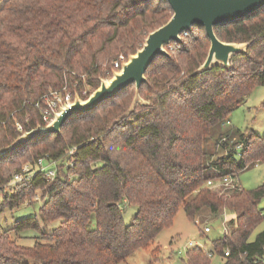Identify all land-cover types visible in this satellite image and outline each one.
I'll list each match as a JSON object with an SVG mask.
<instances>
[{
	"label": "trees",
	"instance_id": "obj_1",
	"mask_svg": "<svg viewBox=\"0 0 264 264\" xmlns=\"http://www.w3.org/2000/svg\"><path fill=\"white\" fill-rule=\"evenodd\" d=\"M171 15L165 0H0V151L22 132L43 126L34 106L42 94L65 84L80 92L81 75L95 88L103 62L134 54ZM213 30L223 42L248 44L229 69L194 73L210 45L204 29L194 26L149 65L139 88L140 97L151 96L148 105L125 114L135 94L131 84L68 118L58 135L36 137L0 157V187L15 160L58 161L71 148L73 167L61 171L76 176L51 180L36 171L19 191L4 192L0 213L32 205V191L47 197L37 216L16 220L9 230L16 236L36 231L32 247L0 233V264H120L137 250L151 252L179 208L195 225L231 214L229 237L214 246L223 264H264V231L248 241L262 218L264 184L252 190L220 185L264 161V137L221 130L246 94L264 86V7ZM124 205L136 209L128 224ZM195 254L203 253L189 251L188 264H206Z\"/></svg>",
	"mask_w": 264,
	"mask_h": 264
},
{
	"label": "rangeland",
	"instance_id": "obj_2",
	"mask_svg": "<svg viewBox=\"0 0 264 264\" xmlns=\"http://www.w3.org/2000/svg\"><path fill=\"white\" fill-rule=\"evenodd\" d=\"M191 33L192 34H189L191 38L196 35L195 30ZM186 36L187 35L184 34L182 39L184 40V37ZM182 39L180 44L182 43ZM187 42L189 41L187 40ZM174 47L175 46L173 45L169 46V50L174 49ZM127 57L125 58L127 59ZM114 58L115 57L111 58L112 62L114 61ZM110 62H103L101 64L102 74L97 77L98 83L96 87L99 86L100 79L109 80L112 77V73L115 70L113 67L111 68ZM80 77L82 82L81 91L72 92L73 98L74 95H78L81 100H85L96 87L93 88L94 82L93 84L90 83L88 81L89 78H87L86 75H81ZM69 91L71 92L72 90ZM82 91H86V94L83 95ZM131 91H133V89H131ZM150 98L151 96L142 99L149 102ZM127 111L125 114L129 115L127 114ZM224 127H222L221 130H226L227 128H236L243 132L246 130H252L260 137H264V86L256 85L248 94H246L240 105L229 114L227 120L224 122ZM215 130L217 131V129ZM50 139L52 140L53 137H50ZM72 152L73 149H69L66 155L60 159L61 161L46 159L47 162L45 164L54 163L52 166L54 167L55 176L51 180L56 177V174H59L63 179L68 181H72L76 177L72 171L66 172L65 175L62 173L63 170L64 172L66 171L67 167H73V160L71 158ZM237 153H240V149H237ZM27 155H30V150L27 151L25 156ZM25 161L27 160L17 159L15 160V164L10 166L8 181L5 185L0 187V204H2V195L5 191L9 193V190L14 192L20 190V185H9V183L15 172L22 170L26 165L28 168L31 164L33 166V163L30 161ZM233 182L244 190H252L264 184V161H258L250 165L246 170L240 172ZM32 196V205L27 204L29 202L28 201L27 203H22L17 208H13L11 210L8 207H5L0 213V233L8 231L11 238L19 246L32 247L35 242L34 238L38 235L34 230L24 231L18 236L14 235L12 231H9L12 228L14 221L38 215L39 208L44 203L47 195L44 194L42 190H37L36 192L32 191ZM258 208L261 209L262 218L258 225L252 230L248 238L249 242L253 241L258 233L264 231V198L259 201ZM135 210L136 209L133 206L124 205L123 220L125 224H128L131 221ZM231 217V214L225 212L220 219L207 217L202 224L195 225L187 219L184 210L179 208L175 214L172 224L158 233L155 244L151 248V252L137 250L120 264H188L187 253L193 249L199 250L203 253L197 255L195 254L193 256L197 262L201 263L200 260L205 262L206 259V264H223L224 258L215 251L214 246H218L219 242L217 241L223 239L224 236H226V238L229 237L230 231L228 222ZM54 225L55 223L50 224L48 229L52 228ZM204 227H209L210 232L204 233ZM225 228L226 233L224 234ZM227 250L228 248L224 249V251ZM208 254L210 255L206 257L205 255ZM27 263L34 264V262L29 260Z\"/></svg>",
	"mask_w": 264,
	"mask_h": 264
},
{
	"label": "water",
	"instance_id": "obj_3",
	"mask_svg": "<svg viewBox=\"0 0 264 264\" xmlns=\"http://www.w3.org/2000/svg\"><path fill=\"white\" fill-rule=\"evenodd\" d=\"M172 15L162 26L150 32L142 46L130 54L120 69L112 73L109 80L99 81V86L85 99L74 95L71 104L60 109L51 123L37 126L22 132L9 146L0 151V157L11 153L32 139L42 135H58L62 124L71 116L89 112L101 102L114 97L131 84L135 85V94L127 114L137 105H148L139 95L140 86L146 82L145 73L157 56H167L165 49L171 42L180 43L181 34L192 27H202L209 39L206 58L195 70V74L209 71L218 66L229 69L231 58L244 53L247 43L223 42L214 34V27L241 20L264 7V0H165Z\"/></svg>",
	"mask_w": 264,
	"mask_h": 264
},
{
	"label": "built area",
	"instance_id": "obj_4",
	"mask_svg": "<svg viewBox=\"0 0 264 264\" xmlns=\"http://www.w3.org/2000/svg\"><path fill=\"white\" fill-rule=\"evenodd\" d=\"M126 61L124 55L120 54L118 57L113 61V69L115 71L120 69L122 63ZM83 95L86 94V91H82ZM73 101V93L68 90L66 84L62 86L60 89L49 90L48 92L42 94L40 98L34 103V106L39 109L40 111V119L43 126L51 123L54 118V115L60 111V109L65 108V106L71 104ZM17 129L21 131V127L17 124ZM47 157H40L34 163L27 165L20 171L15 172L12 175L11 184H21L24 181L29 180L33 174L38 171L43 174L44 177L47 179H52L55 176L54 167L52 166L54 163L45 164L47 162ZM31 172V173H30ZM234 180L231 178H224L220 185L225 187H232L234 186ZM213 182L208 181L207 186H212ZM204 233L210 232L209 227H205L203 229ZM226 233V228L224 229V234ZM191 245V243H190ZM210 254H208L209 256ZM224 255H228V251L224 252Z\"/></svg>",
	"mask_w": 264,
	"mask_h": 264
}]
</instances>
